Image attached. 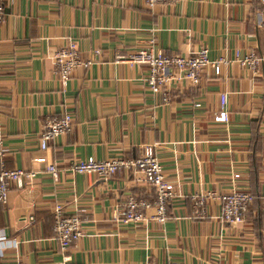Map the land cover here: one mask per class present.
<instances>
[{
  "label": "crops",
  "instance_id": "1",
  "mask_svg": "<svg viewBox=\"0 0 264 264\" xmlns=\"http://www.w3.org/2000/svg\"><path fill=\"white\" fill-rule=\"evenodd\" d=\"M0 24V157L8 168L36 171L13 182L0 202V264H264V64L239 61L264 53L259 0H3ZM70 40L88 66L64 85L53 54ZM152 45L190 55L202 47L224 57L198 84L183 80L154 94L144 64L117 59ZM99 51V53L97 52ZM228 93V121L215 118ZM73 115L71 131L43 150L47 118ZM154 145L179 192L165 223L114 221L128 195L153 198L127 172L105 179L71 169L76 160L138 156ZM46 157L45 161L38 158ZM55 163L58 179L47 171ZM238 175V176H237ZM250 191L242 224L221 220L218 200L201 215L191 195L206 190ZM57 203L80 209L83 236L63 250L56 235ZM30 222V223H28Z\"/></svg>",
  "mask_w": 264,
  "mask_h": 264
},
{
  "label": "built area",
  "instance_id": "2",
  "mask_svg": "<svg viewBox=\"0 0 264 264\" xmlns=\"http://www.w3.org/2000/svg\"><path fill=\"white\" fill-rule=\"evenodd\" d=\"M176 0H144L146 6L155 7L160 3H170ZM259 19L264 27V0H259ZM4 18V3L0 0V24ZM99 53V51L97 50ZM118 61L123 60L131 66L144 64L148 68L145 76L150 90L154 94H166L167 88L173 83L183 80L198 84L205 67H212L218 75L222 71V65L229 60L220 57L211 60L209 49L202 47L190 55L180 53H166L161 49H155L152 45L134 49L126 55H118ZM54 72L64 85L70 81L74 70L80 66H88L91 61L82 58L77 41L70 40L67 45L60 47L53 54ZM239 61L249 64L257 72L260 61L264 64V53L257 56L253 51L248 52ZM228 93L221 94L220 109L215 115L219 121H228L229 112L226 108ZM74 125L73 115L70 111H64L59 116L47 118L39 137L40 147L46 150L51 143L61 134L72 130ZM5 153L3 142L0 140V157ZM45 161L46 157L38 158ZM71 169L81 173H96L100 177L108 179L120 172H127L136 184H145L153 194V198L141 194L128 195L122 204V209L114 210L113 220L124 224H145L152 221L165 223L170 214L168 206L179 195L175 183L168 178L163 166L156 154L154 145H145L142 154L138 156H115L107 159L88 157L76 160L71 164ZM47 171L58 179L59 169L55 163L47 165ZM36 171L23 168H8L4 162L0 163V202H6L9 196L10 186L13 182L22 185L25 178H34ZM238 176V175H237ZM254 195L245 189L233 187L230 192L219 193L215 190H206L191 195L195 211L201 215L205 205L218 200L221 205L220 218L230 225L242 224L254 201ZM54 224L57 238L61 248L65 251L73 243L83 236V221L85 216L80 209L68 208L67 203H57L53 209ZM30 223V222H28ZM59 264H70L65 258Z\"/></svg>",
  "mask_w": 264,
  "mask_h": 264
}]
</instances>
